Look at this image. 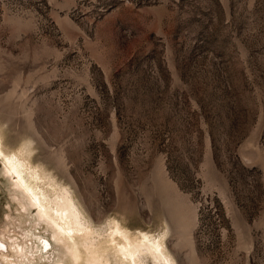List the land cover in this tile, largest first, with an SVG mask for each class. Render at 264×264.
<instances>
[{
	"label": "rangeland",
	"instance_id": "rangeland-1",
	"mask_svg": "<svg viewBox=\"0 0 264 264\" xmlns=\"http://www.w3.org/2000/svg\"><path fill=\"white\" fill-rule=\"evenodd\" d=\"M0 132L96 229L264 264V0H0ZM108 233L96 264H117ZM41 238L57 256L0 160V264H54Z\"/></svg>",
	"mask_w": 264,
	"mask_h": 264
},
{
	"label": "bare ground",
	"instance_id": "bare-ground-1",
	"mask_svg": "<svg viewBox=\"0 0 264 264\" xmlns=\"http://www.w3.org/2000/svg\"><path fill=\"white\" fill-rule=\"evenodd\" d=\"M32 151L27 142L18 150L7 148L0 132V153L7 174L23 190L32 207L37 210L38 220L44 224L45 232H49L56 242L58 257L49 253L50 244L43 238L36 243L40 259L53 260L54 264H78L80 244L92 256L93 262L90 263L96 264L98 255L92 240L96 235L109 231L107 241L114 246L117 264H148L149 259L155 264H177L166 245L167 228H163L164 231L157 236L148 233L135 235L120 226L117 220L111 219L106 229H96L79 207L70 188L59 184L42 165L33 162ZM9 240H12V245H16L13 236ZM44 247L48 250L43 253ZM45 252L49 256H45Z\"/></svg>",
	"mask_w": 264,
	"mask_h": 264
},
{
	"label": "snow or ice",
	"instance_id": "snow-or-ice-1",
	"mask_svg": "<svg viewBox=\"0 0 264 264\" xmlns=\"http://www.w3.org/2000/svg\"><path fill=\"white\" fill-rule=\"evenodd\" d=\"M0 160H3V155H2V153H0Z\"/></svg>",
	"mask_w": 264,
	"mask_h": 264
}]
</instances>
